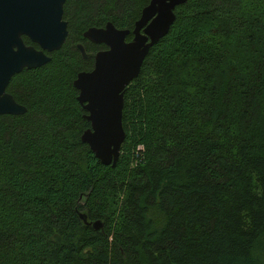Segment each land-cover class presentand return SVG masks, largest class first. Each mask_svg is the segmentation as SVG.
I'll use <instances>...</instances> for the list:
<instances>
[{"label":"trees","instance_id":"trees-1","mask_svg":"<svg viewBox=\"0 0 264 264\" xmlns=\"http://www.w3.org/2000/svg\"><path fill=\"white\" fill-rule=\"evenodd\" d=\"M148 2L66 0L65 43L11 78L26 113L0 115V264H264V0L176 7L124 90L115 166L80 140L73 81L103 48L82 34L131 31Z\"/></svg>","mask_w":264,"mask_h":264},{"label":"water","instance_id":"water-1","mask_svg":"<svg viewBox=\"0 0 264 264\" xmlns=\"http://www.w3.org/2000/svg\"><path fill=\"white\" fill-rule=\"evenodd\" d=\"M66 0H0V115L19 116L26 108L6 92L11 78L23 70L37 69L50 61L49 53L58 51L68 36L63 20ZM188 0H149L142 8L133 29H117L108 22L103 27L87 29L83 38L105 50L93 57V68L80 72L73 81L78 103L86 112L89 128L80 136L94 157L103 165L114 167L124 141L122 110L125 88L138 77L150 49L165 37L175 21L174 10ZM132 39L126 41V36ZM26 37L33 45L23 41ZM36 45L37 47H35ZM87 57L82 44H77ZM86 225L100 230V220Z\"/></svg>","mask_w":264,"mask_h":264},{"label":"flooded vegetation","instance_id":"flooded-vegetation-1","mask_svg":"<svg viewBox=\"0 0 264 264\" xmlns=\"http://www.w3.org/2000/svg\"><path fill=\"white\" fill-rule=\"evenodd\" d=\"M91 43V42H90ZM93 44V43H92ZM93 45H95V44H93ZM100 45V44H99ZM106 49V47L103 45V48H100V49H97L93 54H92V58L94 57V55L97 53V52H99V51H102V50H105ZM86 51V50H85ZM81 54V53H80ZM86 54H87V57H83L84 59H88L89 57H90V55L91 54H89L88 52H86ZM82 56V55H81ZM94 62V61H93ZM93 68V67H92ZM92 70V69H91ZM7 92V91H6Z\"/></svg>","mask_w":264,"mask_h":264},{"label":"built area","instance_id":"built-area-1","mask_svg":"<svg viewBox=\"0 0 264 264\" xmlns=\"http://www.w3.org/2000/svg\"><path fill=\"white\" fill-rule=\"evenodd\" d=\"M143 150V148H141V147H137V152H138V154H139V151H142Z\"/></svg>","mask_w":264,"mask_h":264}]
</instances>
